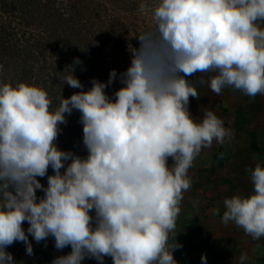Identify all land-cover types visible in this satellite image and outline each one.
Returning <instances> with one entry per match:
<instances>
[{
	"label": "clouds",
	"instance_id": "1",
	"mask_svg": "<svg viewBox=\"0 0 264 264\" xmlns=\"http://www.w3.org/2000/svg\"><path fill=\"white\" fill-rule=\"evenodd\" d=\"M140 11L153 23L132 37L128 67L110 70L107 81L92 78L86 89L74 58L58 78L78 91L61 94L58 106L43 86L0 82V264H18L8 251L14 243L32 256V240L49 238L60 253L49 264H105L106 257L178 264L176 220L189 169L202 148L232 137L213 110L200 107L194 116L190 97L200 99L197 85L216 95L226 88L264 95V28L257 23L264 0H154ZM73 111L86 155L58 146ZM248 171L251 191L223 200L221 222L258 240L264 165ZM248 259L241 253L238 264Z\"/></svg>",
	"mask_w": 264,
	"mask_h": 264
},
{
	"label": "rangeland",
	"instance_id": "2",
	"mask_svg": "<svg viewBox=\"0 0 264 264\" xmlns=\"http://www.w3.org/2000/svg\"><path fill=\"white\" fill-rule=\"evenodd\" d=\"M152 2L154 0H0V82L16 84L23 81L43 86L53 102L52 107H56L61 94L68 97L78 91L66 83L62 85L58 78L60 71L66 65L72 64L74 58L78 57L82 61L81 65L76 66L75 75L86 89L91 87L92 78L107 81L110 70L116 69L119 74L128 67L130 63L128 47L136 44L132 37L153 23L150 13L140 11V5ZM82 68L84 70H81ZM197 78L193 77V80ZM119 86L117 80L106 88V92L111 95ZM203 86L197 85L200 99L190 97V108L194 110L205 108L206 99L210 107L215 109L216 101L213 98L208 100ZM242 113L238 115L242 125H253L256 122L251 119L242 121V115L245 116V113ZM220 117L222 120H231L229 112L222 116L220 113ZM67 120V125H61L58 146L86 155L82 145L83 133L79 113L73 111ZM244 131L247 132L246 129ZM209 164L204 167H209ZM206 173L208 174L204 177L209 175V172ZM41 183L47 184L46 177L41 179ZM40 194L42 193H38ZM204 194L206 195L204 198L195 194L193 199L198 200L191 208L195 223L194 227L189 229L193 232L181 226L188 221V217L183 218L182 215L177 217L178 233L175 239L182 245L174 252L178 264H192L186 261L189 252L195 253L197 264H201L199 260L201 257L198 255L205 254L203 249L197 248L198 246L196 249L191 248L193 247L191 244L188 246L191 237L199 235L196 229L201 228V224L203 227L206 224V221L203 222L205 215L200 213V209L207 207L206 201L211 197L208 193ZM182 202L183 200L180 210ZM24 227L27 229L26 223ZM171 237L172 234L170 242ZM29 239L31 240V237ZM32 244L34 249L32 256L26 254L22 242L14 243L8 251L13 254L18 264H49L54 256L60 254L56 251L52 238L39 244L32 240ZM63 251L66 253L70 248ZM218 260L215 259V263L223 262ZM258 263L259 261H248L245 264ZM82 264H97V261L86 259ZM105 264H112L110 257L105 258Z\"/></svg>",
	"mask_w": 264,
	"mask_h": 264
},
{
	"label": "crops",
	"instance_id": "3",
	"mask_svg": "<svg viewBox=\"0 0 264 264\" xmlns=\"http://www.w3.org/2000/svg\"><path fill=\"white\" fill-rule=\"evenodd\" d=\"M257 23L264 28V21ZM203 90L206 92L208 100L213 98L216 101V107L212 109L205 99V108L213 110L219 117L220 113L222 116L229 112L231 120H223H225L224 126L231 130L232 137L224 144L213 141L210 147L202 148L199 156L194 160L193 166L189 169L188 176L191 186L183 194V206L179 213V216L182 215L183 218L184 216L188 217V221L181 224L183 229L187 228L188 231L193 232L190 229L194 227L195 221L192 218L191 208L195 202L198 203V200H193L195 194L204 198L206 196L204 193H208L211 199L206 201L207 207L204 206L203 210L200 209V213L205 215L203 220V222L206 221L205 227L201 224V228L196 229L199 235L198 237L192 236L188 246L191 244L193 246L191 248L196 249L198 246V249H203L207 257V264H238L241 253L248 255L249 259L246 262L263 260L264 238L253 239L234 224H223L221 219L224 211L223 200L238 192H250L252 185L248 170L254 168L257 163L264 165V95L258 94L255 98H249L240 91L231 88H226L220 95H216L206 85L203 86ZM190 111L194 116L198 115L199 118L200 109L190 108ZM242 112L245 113V116L242 115V121L246 122L251 119L256 122L252 123L253 125H242L238 119V115ZM244 133L246 134L244 135ZM207 164L209 167L205 168L204 166H208ZM206 172H209V175L204 177L208 174ZM218 208L220 209L219 214L216 212ZM187 254L188 257L196 255L190 252ZM214 256L215 259L219 258L223 262L215 263ZM198 257L201 256L198 255Z\"/></svg>",
	"mask_w": 264,
	"mask_h": 264
},
{
	"label": "trees",
	"instance_id": "4",
	"mask_svg": "<svg viewBox=\"0 0 264 264\" xmlns=\"http://www.w3.org/2000/svg\"><path fill=\"white\" fill-rule=\"evenodd\" d=\"M195 256V255H194ZM187 261L191 262L192 264H197V256L195 257H188V259H186ZM264 263V259L260 260L258 264H263Z\"/></svg>",
	"mask_w": 264,
	"mask_h": 264
}]
</instances>
